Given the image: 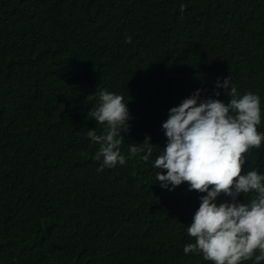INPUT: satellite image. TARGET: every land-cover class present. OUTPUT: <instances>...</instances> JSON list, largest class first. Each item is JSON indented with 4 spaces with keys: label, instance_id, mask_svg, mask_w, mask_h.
Returning <instances> with one entry per match:
<instances>
[{
    "label": "trees",
    "instance_id": "16d2710c",
    "mask_svg": "<svg viewBox=\"0 0 264 264\" xmlns=\"http://www.w3.org/2000/svg\"><path fill=\"white\" fill-rule=\"evenodd\" d=\"M228 76L264 133V0H0V264H211L183 252L206 193L163 189L154 161L169 110L198 89L227 105ZM100 90L130 115L126 163L103 171ZM145 139L148 162L129 152ZM245 159L264 173V144Z\"/></svg>",
    "mask_w": 264,
    "mask_h": 264
},
{
    "label": "clouds",
    "instance_id": "9594fccd",
    "mask_svg": "<svg viewBox=\"0 0 264 264\" xmlns=\"http://www.w3.org/2000/svg\"><path fill=\"white\" fill-rule=\"evenodd\" d=\"M125 42L131 43V37ZM230 84L229 76L215 82L216 89H230L227 105L219 99L201 100L198 89L169 110L168 119L162 124L167 144L154 161V167L160 170L156 182L169 191L187 183L189 191L206 193L200 196L199 208L187 228L194 242L184 246L186 255H202L211 264H243L250 260L261 264L264 173L243 171L245 155L264 144V133L257 130L261 123L260 97L251 92L238 96L236 87ZM219 95L216 91L215 96ZM96 97L98 104L88 116L106 128L102 134L93 128L86 135L99 145L94 159L102 161L98 171H103L126 163L120 150L124 142L121 130L128 131L130 115L122 95L100 90ZM152 145L150 139L140 146L130 144L129 152L131 156L143 153L140 159L148 162ZM249 193L256 194L249 202L239 199ZM221 195L229 199L217 204Z\"/></svg>",
    "mask_w": 264,
    "mask_h": 264
}]
</instances>
